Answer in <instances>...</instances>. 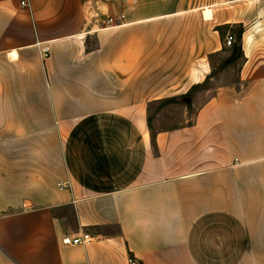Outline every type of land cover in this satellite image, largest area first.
Here are the masks:
<instances>
[{"label": "crops", "instance_id": "1", "mask_svg": "<svg viewBox=\"0 0 264 264\" xmlns=\"http://www.w3.org/2000/svg\"><path fill=\"white\" fill-rule=\"evenodd\" d=\"M22 1L0 0V264H264V0ZM225 47L238 81L161 119Z\"/></svg>", "mask_w": 264, "mask_h": 264}, {"label": "rangeland", "instance_id": "2", "mask_svg": "<svg viewBox=\"0 0 264 264\" xmlns=\"http://www.w3.org/2000/svg\"><path fill=\"white\" fill-rule=\"evenodd\" d=\"M106 3H102L100 7H107L108 12L112 13L113 11H119L121 8H124L128 3V0H103ZM171 1V0H170ZM179 3H187L192 5H210L222 1L227 0H176ZM131 3H135L136 0H131ZM96 9H98L96 7ZM106 10V9H105ZM102 11V10H101ZM239 28L231 29L230 32L236 34L238 36ZM236 45V44H235ZM232 60L229 61L230 58ZM242 56L238 53V50L233 51V47H225L224 51L213 55L210 59L211 70L210 76L203 84L195 86L188 94H186V98L183 97V102L180 103V106H170L167 109L161 107L160 118L163 120H168L167 118L170 117H177L181 118L184 115V107L185 102L189 101L192 102L193 98L198 97L199 93L202 95V98L212 94L214 91L218 90V88L226 85H233L238 81L239 77V70L242 65ZM202 93V94H201ZM162 104V106H164ZM180 107V108H179ZM156 115H152L154 118Z\"/></svg>", "mask_w": 264, "mask_h": 264}, {"label": "built area", "instance_id": "3", "mask_svg": "<svg viewBox=\"0 0 264 264\" xmlns=\"http://www.w3.org/2000/svg\"><path fill=\"white\" fill-rule=\"evenodd\" d=\"M22 5L23 6H29V2L27 0L22 1ZM125 15H122L119 19L115 18V17H109L107 19V23L109 25H118L120 24L121 20L125 19ZM236 37L232 34H229L227 36V40L226 43L228 46H232L236 43ZM50 48L49 47H44L42 49V53L44 55V57L48 56L50 54ZM61 188H65L67 187V185H60ZM94 238L92 237L91 234L89 233H85L83 235H77V236H68L64 239V243L67 245H79V244H87L89 242H91ZM130 264H139L138 261L135 258H130Z\"/></svg>", "mask_w": 264, "mask_h": 264}, {"label": "trees", "instance_id": "4", "mask_svg": "<svg viewBox=\"0 0 264 264\" xmlns=\"http://www.w3.org/2000/svg\"><path fill=\"white\" fill-rule=\"evenodd\" d=\"M232 59H233V57H232V58H230V59H229V61H230V60H232ZM170 101H175V99H173V100H170Z\"/></svg>", "mask_w": 264, "mask_h": 264}]
</instances>
